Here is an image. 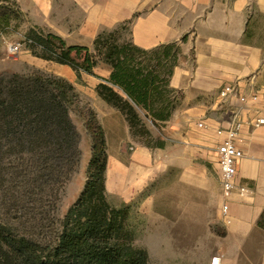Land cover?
Masks as SVG:
<instances>
[{
  "label": "rangeland",
  "instance_id": "rangeland-1",
  "mask_svg": "<svg viewBox=\"0 0 264 264\" xmlns=\"http://www.w3.org/2000/svg\"><path fill=\"white\" fill-rule=\"evenodd\" d=\"M260 1L251 0L252 32H264ZM10 4L0 5V88L24 85L35 114L22 118L16 105L0 119V264L261 263L264 246L227 236L217 171L206 166L203 176L196 155L159 163L176 141L163 122L174 99L135 61L143 52L112 30L61 45L50 28L23 27ZM39 97L52 102L47 114L65 100L71 126L39 121Z\"/></svg>",
  "mask_w": 264,
  "mask_h": 264
},
{
  "label": "crops",
  "instance_id": "crops-1",
  "mask_svg": "<svg viewBox=\"0 0 264 264\" xmlns=\"http://www.w3.org/2000/svg\"><path fill=\"white\" fill-rule=\"evenodd\" d=\"M10 1L26 18L23 27L33 21L63 41L68 35L81 37V45L103 30L118 31V43L128 40L143 52L135 61L155 71L175 104L163 121L176 139L168 142H175L173 151L161 155L164 170L187 165L196 155L203 176L210 166L219 177L217 147L225 134L217 129L239 122L235 143L243 157L237 161L236 184L248 191L232 194L226 232L235 244L264 246V223H259L264 213V125L250 124L264 106V32L251 30V0ZM258 7L264 13V2ZM126 52L123 48L119 54ZM226 84L247 97L258 93L259 101L221 97ZM218 184L221 197L219 178ZM259 259L253 264H264V257Z\"/></svg>",
  "mask_w": 264,
  "mask_h": 264
},
{
  "label": "built area",
  "instance_id": "built-area-1",
  "mask_svg": "<svg viewBox=\"0 0 264 264\" xmlns=\"http://www.w3.org/2000/svg\"><path fill=\"white\" fill-rule=\"evenodd\" d=\"M20 43L9 44L8 53L12 56L17 55L20 51ZM219 95L221 97L234 96L241 103L253 102L256 103L259 101V94L253 93L250 96L240 94L238 88L234 84L224 85ZM250 124L253 127H259L264 125V106L262 107L259 115L256 118L250 120ZM200 126L202 124H199ZM240 123L233 122L228 127H219L217 129L218 134H225L223 140L219 143L217 147L218 154V168H219V181L221 187V202H220V217L222 221L226 224L230 221L229 219V201L234 192H238L240 195L245 194L248 191V188L244 185L236 184V175H237V161L243 157V152L239 149L235 143V140L239 134Z\"/></svg>",
  "mask_w": 264,
  "mask_h": 264
},
{
  "label": "trees",
  "instance_id": "trees-1",
  "mask_svg": "<svg viewBox=\"0 0 264 264\" xmlns=\"http://www.w3.org/2000/svg\"><path fill=\"white\" fill-rule=\"evenodd\" d=\"M3 1H8V0H3ZM1 5H2V7L4 6V4H1ZM2 14L5 17V22H8V19H9L8 17L9 16H8L7 12H2ZM53 37L55 39H57L60 42L61 45H64V41L60 37H58L56 35H53ZM40 39H42V38H40ZM27 41H28V43H31V44H34V45L37 44V42L35 40L31 39V38L27 39ZM158 81H160V80L158 79ZM110 82H112V81H110ZM10 86H4V89L0 88V102L2 103V106H0V119H4V120L6 118L9 119V115H8V113H6V111H9V109L11 107L16 106V105L20 106L19 111H20V113H23L22 118H25V117L29 116L30 113L28 114V112L31 109L32 110L30 112H31V114H33L34 113L33 107L29 106V105H31V103L33 101L32 95L34 93L29 91L26 87H24V85L17 86L18 90L16 92H13V91H11ZM45 87H46V91H49L47 89L48 88L47 84L45 85ZM34 100L36 101V99H34ZM38 100L42 104L41 107L39 108L40 110L42 109L41 110L42 112H40L38 114L39 110L37 111V114L39 115V116H37L39 121L48 122L52 118H54V119H57V123L56 124L61 126L62 129H64V126H63L64 121L68 125L71 126V123H70V120H69V115H68V108L66 106V101L65 100H56V102H58L57 105L59 106L60 111L56 112L54 114H47L46 113V112L49 111V108H51V106L49 107V105L52 103L50 100L47 99V97H41V98L39 97ZM26 110H27V112H26ZM52 110H55L54 106H52ZM170 112H171V110L168 112V114H166L164 116H169ZM0 122H1V120H0ZM17 126H18V124L15 126L16 130H18ZM31 129H32L33 133L36 131V130H33V128H31ZM1 131H2V128L0 129V139H3L4 137L8 136L7 134H3L2 133L3 131L2 132ZM263 216H264V213L262 214L261 220L259 221V223H261V224L263 223L262 222Z\"/></svg>",
  "mask_w": 264,
  "mask_h": 264
},
{
  "label": "water",
  "instance_id": "water-1",
  "mask_svg": "<svg viewBox=\"0 0 264 264\" xmlns=\"http://www.w3.org/2000/svg\"><path fill=\"white\" fill-rule=\"evenodd\" d=\"M213 264H219V259L218 258H214L213 259Z\"/></svg>",
  "mask_w": 264,
  "mask_h": 264
},
{
  "label": "bare ground",
  "instance_id": "bare-ground-1",
  "mask_svg": "<svg viewBox=\"0 0 264 264\" xmlns=\"http://www.w3.org/2000/svg\"><path fill=\"white\" fill-rule=\"evenodd\" d=\"M61 65V64H60Z\"/></svg>",
  "mask_w": 264,
  "mask_h": 264
}]
</instances>
